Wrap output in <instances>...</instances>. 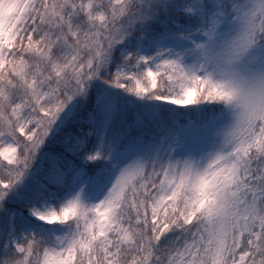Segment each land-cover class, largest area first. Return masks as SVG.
I'll list each match as a JSON object with an SVG mask.
<instances>
[{"label":"snow or ice","instance_id":"snow-or-ice-1","mask_svg":"<svg viewBox=\"0 0 264 264\" xmlns=\"http://www.w3.org/2000/svg\"><path fill=\"white\" fill-rule=\"evenodd\" d=\"M0 264H264V0H0Z\"/></svg>","mask_w":264,"mask_h":264}]
</instances>
